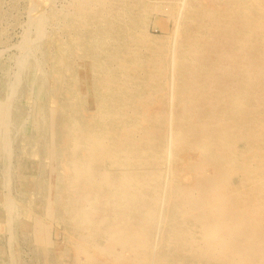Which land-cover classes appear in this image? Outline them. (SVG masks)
I'll use <instances>...</instances> for the list:
<instances>
[{
  "label": "bare ground",
  "instance_id": "obj_1",
  "mask_svg": "<svg viewBox=\"0 0 264 264\" xmlns=\"http://www.w3.org/2000/svg\"><path fill=\"white\" fill-rule=\"evenodd\" d=\"M30 2L22 132L43 158L18 157L13 195L16 80L0 99V264L16 237L45 264H264V0ZM42 217L66 222L63 252Z\"/></svg>",
  "mask_w": 264,
  "mask_h": 264
},
{
  "label": "rangeland",
  "instance_id": "obj_2",
  "mask_svg": "<svg viewBox=\"0 0 264 264\" xmlns=\"http://www.w3.org/2000/svg\"><path fill=\"white\" fill-rule=\"evenodd\" d=\"M30 3H31L30 0H0V87L2 88V89L0 88V94H1L0 99L3 100L4 98H6L5 94H7V92H8L7 91L8 90V84L11 82L12 83L16 82V80H17L18 86L16 88V92L18 91V93L15 94L13 99H14L15 103H17V104L19 103V105L23 106V107H21L22 113L24 115V119H22V124L25 123L23 126H21L22 127L21 129L13 128L10 131V134L8 135V136H10V139L12 140V149H13V155L11 157V163L9 166L11 168V191H12V193H13V191L15 193V191L18 190L17 183H18L19 178L16 176H19V175L15 171V164H16V160L18 159V157H20V156L24 157V158L26 157L25 159L30 160V162H34V163L37 162L39 159H40L39 161L42 162V158H43L42 156L39 155L40 153L38 152V147L37 146L34 147L35 141H31V138L27 134H23V132H22V129L24 127L29 126L30 114L32 112V106H33L34 101H35V98L33 97V93L31 91H29L34 87L33 81L30 78H27V76L30 74V72L26 71L25 73L24 72L20 73L18 70V61H19V56H20V50L18 47H19L20 41H22V38L26 32L28 34H30V36H32L33 30H32V28H29V26H28V19H30L29 18L30 16H34L35 14H37L39 12V11L38 12L36 11V10H38L36 8L32 9L31 8L32 4H30ZM66 4H67V0H65V1L64 0H54V5L57 8H60V7L65 8ZM45 9H46V7H45ZM30 10H31V12H30ZM29 12H30V15H28ZM49 26L50 27L46 26V28H45V33L47 34V36L44 40V41H48V42L51 41L50 38L48 37L51 35V34H49L50 32L53 33L55 30H56V32H59V30H61L60 26L57 25V23L52 24V25L50 23ZM28 29L30 31H27ZM37 54H35L36 58L39 55V54L38 55ZM39 57H40V55H39ZM47 66H48L47 64L42 65L41 70L38 71V72H41L42 75L40 73L39 74L37 72L36 73L38 74V76H42L41 78L47 79L46 83H47V86L49 88V91H51L52 84H51V79H49L51 77L49 75V73L51 72L50 71L51 68H50V66H48V67ZM42 69H44L46 72L42 71ZM46 74L48 77L46 76ZM1 90H3V92ZM26 96L29 98H27ZM50 96L48 98L50 101L52 99L53 100L55 99L52 95H50ZM26 101H29V103L28 102L26 103ZM26 104H27V106H25ZM46 104L50 107H55V105H53V104H49L47 102H46ZM29 106H30V109H28ZM25 119H27V120H25ZM15 134H16V136H15ZM21 136H23V137H21ZM24 136H25V138H24ZM30 145H31V147H30ZM27 151H29V152L27 153ZM29 157L30 158L33 157L34 159L33 158L30 159ZM1 170H2V165L0 164V174H1ZM5 192H6V190H4L3 193H5ZM14 193H13V195H14ZM65 193L62 194V196H63L62 198H65L66 196L70 195V193L69 194L68 193L65 194ZM50 194L52 195L54 193L50 192ZM37 195H39V196H37ZM45 195H46V193L41 191V192H36V193L33 192L32 194H29L28 197L30 199L34 198V200L36 199V201H42L43 200L42 197H44ZM31 196H32V198H31ZM3 213L4 212L0 206V218L3 217ZM21 217L24 218L21 221H24V222L31 221L30 219H28V217L24 216V214L23 215L21 214L20 218ZM44 219H46V218H44V217L41 218V220L47 222V224H48V228H47L48 229V235H49L48 237H49V242L52 243L51 246L54 249H56V250L60 249L63 252V249L67 245L68 236L70 235V234H68L69 231L66 228V222H64V224H63V222H58V223L53 222V224H52V221L50 222V220H47V219L44 220ZM1 221L2 220L0 219V222ZM55 230H57V232H55ZM65 232L67 233V235ZM71 235H72V233H71ZM6 239H7V237H6L5 233L4 234L0 233V252L2 250L3 252L7 253L6 251L8 249H6L7 248ZM16 240H17V243H16L17 246L15 245V247H16V249L19 250V252H17L18 253L17 255L11 254V256L9 257V260H8L10 264H14L16 261H18V263H20V264H45V261L42 258L35 257V254L38 252H34L35 245L31 239L30 240H24V242L23 241L21 242L16 237ZM82 259H83L82 256H78V260L81 261ZM72 260H74L75 263ZM72 260H70V262H71L70 264H76V262L78 261V260L76 261V258L75 259L73 258Z\"/></svg>",
  "mask_w": 264,
  "mask_h": 264
}]
</instances>
